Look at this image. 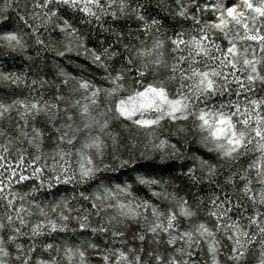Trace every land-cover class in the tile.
Listing matches in <instances>:
<instances>
[{
	"label": "snow or ice",
	"instance_id": "snow-or-ice-1",
	"mask_svg": "<svg viewBox=\"0 0 264 264\" xmlns=\"http://www.w3.org/2000/svg\"><path fill=\"white\" fill-rule=\"evenodd\" d=\"M0 264H264V0H0Z\"/></svg>",
	"mask_w": 264,
	"mask_h": 264
},
{
	"label": "rangeland",
	"instance_id": "rangeland-1",
	"mask_svg": "<svg viewBox=\"0 0 264 264\" xmlns=\"http://www.w3.org/2000/svg\"><path fill=\"white\" fill-rule=\"evenodd\" d=\"M121 179H123V177H121ZM139 194H140V195H146L147 193L144 192V190H141Z\"/></svg>",
	"mask_w": 264,
	"mask_h": 264
}]
</instances>
